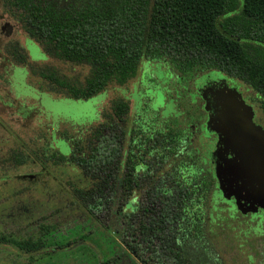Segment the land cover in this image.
Masks as SVG:
<instances>
[{
	"label": "flooded vegetation",
	"instance_id": "flooded-vegetation-1",
	"mask_svg": "<svg viewBox=\"0 0 264 264\" xmlns=\"http://www.w3.org/2000/svg\"><path fill=\"white\" fill-rule=\"evenodd\" d=\"M14 1L0 0V191H5L6 194L0 200V210H2L0 211V243L5 242L22 253H38L41 250L48 252L49 247L52 251L55 250L53 248L60 247V243L54 238L56 232L61 231L57 227V222L62 219L56 220L61 217L60 210H77L78 215L81 213L85 219H88L85 210L87 203L84 206L83 203L87 200L85 193L93 190L92 181L88 179L87 172L78 168V164L73 162V159H80L93 150L96 151L98 159L102 160L111 154L114 179L110 189L114 195L115 205L121 206L123 213L127 211L132 218V225L136 224L143 201L144 206H148V215L150 214L152 159L154 157L157 163V154L160 155L159 171L166 176L167 170L162 168L166 165V153L170 149L169 155L176 160L178 173L183 175L186 173L189 180L195 178V183L198 182V177L207 175L212 183L208 207L200 206L197 189V193L194 194L190 208L192 222L195 223L191 252L197 256L199 253H206L208 258L215 250L217 253H230L225 249V245L222 249L214 246V242L222 236L226 241L219 242L227 243V240L233 238L237 249L232 251L244 254L248 262L252 260L253 253H261L260 258L264 260V191L255 194L256 181L251 179L250 183L244 178L233 177L221 160L222 156L231 160L233 155L224 152L218 135L208 130L210 116L205 110V101L196 91V83L209 71L191 76L180 72L169 61L166 64L167 60H145L144 70L141 76L132 82L130 91L125 86L128 82L115 84L117 94L110 101L108 108L103 104L107 96L105 90L88 99H73L65 90L66 96L56 99L54 97L57 92L54 88L56 84L51 78L56 74L49 67H41L38 64L48 58H55L46 54L41 44L27 32L25 18L30 13L22 7L15 6ZM243 6V0H236L234 7L220 18L227 30L241 29L242 16L248 18ZM235 40L240 41L242 45L264 48V43L238 38ZM141 64L143 65L142 62ZM223 75L227 78L229 88H236L242 100L251 108L253 123L264 129V126L256 120L257 111H261L262 96L241 79ZM165 78H167L166 85H159V82ZM42 84H46V90L43 89ZM170 86L175 88V100L167 96L166 91L169 92ZM182 88L189 93L188 98L180 95ZM100 94L104 95V98L94 109L81 107L72 109V106L67 104L71 100L89 101ZM181 101L186 102L184 104L187 109H182L179 105ZM90 117L94 120L89 121ZM81 119L85 121H79ZM41 120L42 126L44 124L46 126V138H43L41 144L38 138L36 143L33 137L27 140L28 130L38 129ZM168 121L170 126L167 124ZM59 123L68 124L70 130L74 127L78 130L73 135H69L66 130L57 135ZM91 124L95 125L89 131L84 130V127H89ZM184 124L186 125L183 126ZM169 130L172 135V146L167 147L165 144L163 150L154 149L152 140L158 137L164 139L166 143ZM185 159L190 162L191 171L184 170ZM71 165L78 170L86 182L85 187L74 186L69 180H66L62 186L61 182L55 179L56 166ZM217 166L220 170L219 180L225 193L219 189L215 177ZM127 173L128 197L123 198L121 184L123 176ZM99 176L103 177L104 172L99 171ZM142 178H145L144 183ZM164 186H166L165 177ZM193 186L196 185L192 184ZM97 188L98 191H103L102 186ZM64 192L69 194V202L66 205H55L52 208L58 211L53 210L46 216L34 217L25 225L24 232L16 231L14 234H8L9 219L12 223L14 220L5 212L7 209L40 208L37 205L39 199L35 194L48 195L47 200L50 203L53 202L55 194ZM24 196L30 200L28 205L22 204ZM47 207L52 209L49 208L50 206ZM201 215L202 221H200ZM224 219L229 222L230 227L225 226ZM200 223L203 228L202 233H200ZM19 225L21 223L13 224V229H19L17 227ZM44 226L49 228L50 233ZM227 230L229 233L226 234ZM184 231L181 230L180 237L187 238V233ZM22 233L24 237L21 236ZM39 239L53 243L51 246L37 247L28 251L17 245L20 242H36ZM63 248V251L66 250L65 246ZM162 254L164 257L167 253ZM166 259L161 260L162 264H169ZM154 264H158L157 260Z\"/></svg>",
	"mask_w": 264,
	"mask_h": 264
},
{
	"label": "trees",
	"instance_id": "trees-1",
	"mask_svg": "<svg viewBox=\"0 0 264 264\" xmlns=\"http://www.w3.org/2000/svg\"><path fill=\"white\" fill-rule=\"evenodd\" d=\"M13 3L29 11L25 27L46 54L89 67L82 83L51 76L73 99H88L109 85L129 82L144 60H168L180 72L191 76L218 71L241 79L262 96L264 118V48L235 40L264 43V0H243L248 18L243 15L241 29L232 31L226 29L220 18L234 7L236 0H15ZM171 137L169 130L166 143L157 137L152 140V147L163 150L165 144L172 146ZM166 154L168 160L171 150ZM157 155V163L154 157L151 162L150 214L143 201L134 225L130 214L115 205L110 189L114 179L111 154L102 160L93 150L73 159L92 181L93 190L85 193L87 200L83 203V206L87 203V217L106 232H112L125 253L102 260L101 264H154L155 260L162 264L165 258L169 264H210L206 253L197 256L191 252L195 223L190 208L197 190L200 206L208 207L211 180L207 175L198 177L197 183L195 178L189 180L186 173H178L176 162L163 176ZM125 166L127 169L128 164ZM99 171L104 172L103 177ZM128 179L127 173L121 184L123 198L128 197ZM100 186L103 191L97 190ZM201 228L200 223V233ZM182 229L187 238L180 237ZM45 230L50 233L48 227ZM52 243L39 239L17 245L28 251ZM162 253L167 254L163 257Z\"/></svg>",
	"mask_w": 264,
	"mask_h": 264
},
{
	"label": "rangeland",
	"instance_id": "rangeland-1",
	"mask_svg": "<svg viewBox=\"0 0 264 264\" xmlns=\"http://www.w3.org/2000/svg\"><path fill=\"white\" fill-rule=\"evenodd\" d=\"M143 65L140 64L139 70L136 74L135 79H131L125 86L126 89L130 91L132 82L138 78V76H141L142 71L144 70V66L146 61L144 60ZM168 63V60L166 61V64ZM171 63V62H169ZM38 64L41 67H49L51 71H54L57 77L61 79H66L73 83H82L83 79L87 76L89 72L88 66H78L74 64H70L64 61H60L57 59H47L44 62H38ZM212 72H218V71H209L206 76H208ZM173 74H175L174 71H172ZM223 75V74H222ZM204 76L203 78H205ZM224 76V75H223ZM225 77V76H224ZM202 78V79H203ZM201 79V80H202ZM35 80V79H34ZM201 80H199L196 84H198ZM226 85L229 87V84L227 82V78H224ZM40 81V80H39ZM167 78H165L162 82H159V85L165 86L166 85ZM42 87L44 90H46V84ZM57 92L55 93L54 97L56 99L62 98L65 94V89H60L57 85L54 86ZM231 88V87H230ZM234 88V87H232ZM236 89V88H234ZM238 89H241L238 87ZM107 96L104 98V95L100 94L96 97L91 98L89 101H74L71 100L69 103H67L69 106H75V107H85V109H94L97 105L101 104L103 98V104L108 108L110 105V101L113 99V97L117 94L115 91V85H109L105 89ZM162 91V90H161ZM167 96L169 98L172 97V99H176V93L175 88L170 86L169 92L166 91ZM198 93V92H197ZM180 95H182L185 98H188L189 93L186 92L183 88L180 90ZM186 100V99H184ZM183 100V101H184ZM161 101V100H160ZM158 102V104L160 103ZM181 101L179 105L182 106V109H187L185 104L186 102ZM190 114V112H189ZM186 117V115H185ZM94 120V118L90 117V120ZM187 120V119H186ZM256 120L257 122H260L264 126V118L261 111H257L256 114ZM79 121H85L84 119ZM43 121H40L39 128H33L29 129L27 133V140H30L32 137L34 139V143L37 142V138L39 141V144L43 142V138H46L47 132H46V126L45 124L42 126ZM170 126V122L167 123ZM95 124H91L89 127H84V130L89 131ZM184 124L183 126H185ZM67 131L69 135H73L75 131L78 130L77 127H74V129H69V125L65 124H58L57 127V135L61 133L62 131ZM83 130V129H82ZM189 155V154H188ZM190 156V155H189ZM169 159L166 162V165L164 166V170H168L170 167H172L173 163L176 162L174 158H172V155H169ZM184 158H186V155H184ZM191 158V156H190ZM185 159L184 163V170L191 171V166ZM54 176L57 182H61V185L65 183L66 180L71 181V184L80 188L85 187L87 184L82 178V176L79 174L78 170L74 166H56L54 168ZM68 192V191H67ZM67 192L61 193V194H55L53 202L48 203V195L43 193H37L35 194L36 197L39 199V205L40 208H23L18 210H10L7 209V214L10 218L14 220L12 221L9 219L10 225L7 226L8 234H14L16 231H23L25 230V225L30 222L31 219L34 217L36 218L38 215L40 217L48 215L49 212H53V208L55 205L64 206L69 202V194ZM5 191H0V200L2 197H4ZM34 195V197H35ZM30 203V200L27 199V197L22 198V204L28 205ZM47 206H50L48 209ZM8 208V207H6ZM2 211V210H0ZM54 211H58L54 210ZM126 211V210H125ZM61 217L57 218L62 219L58 220L57 227L61 229L60 232H56L54 235L55 240L60 243V249L59 248H53L55 249L52 251V248H48V252H45L43 250L39 251L38 253H22L21 251L16 250L14 247L9 246L7 243H0V264H101L102 260L110 259L116 255H122L125 254L124 251L121 252V248L117 244L116 240L113 237L112 232H106L105 229L102 228L101 225L96 224L91 219H85V217L79 213L77 210H70L66 209L61 211ZM56 213V212H55ZM50 214V213H49ZM224 216V214H221ZM225 221V226L230 227L229 222ZM21 223V225L17 226L19 229H13V224ZM23 225V226H22ZM58 229V230H59ZM226 232V231H225ZM229 233L227 230L226 234ZM22 237H24V233L21 234ZM221 240H225L222 236H219L218 242H214L215 248L222 249L225 245V249L228 250L230 253H217L214 251V253L211 254L210 257V264H264V260L260 258L261 253H253L252 260L248 262L244 256L241 253H235V251H232L233 249H237L234 239L231 238L230 240H227L226 242H219ZM222 245V246H221ZM65 246V249L63 251V247ZM120 249V251H119Z\"/></svg>",
	"mask_w": 264,
	"mask_h": 264
},
{
	"label": "water",
	"instance_id": "water-1",
	"mask_svg": "<svg viewBox=\"0 0 264 264\" xmlns=\"http://www.w3.org/2000/svg\"><path fill=\"white\" fill-rule=\"evenodd\" d=\"M224 78L222 73L212 72L196 84V91L205 101V110L210 116L208 130L218 135L224 152L233 155L231 160L221 157L228 172L248 182L254 179L255 194H258L264 191V129L253 123L251 108L236 89L226 85ZM77 108L72 106V109ZM219 174L217 166L215 177L219 189L225 193Z\"/></svg>",
	"mask_w": 264,
	"mask_h": 264
}]
</instances>
